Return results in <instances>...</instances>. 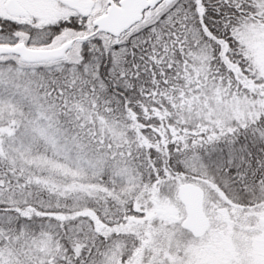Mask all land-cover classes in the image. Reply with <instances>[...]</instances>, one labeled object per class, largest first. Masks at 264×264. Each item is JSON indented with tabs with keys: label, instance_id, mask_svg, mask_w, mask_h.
I'll list each match as a JSON object with an SVG mask.
<instances>
[{
	"label": "snow or ice",
	"instance_id": "obj_1",
	"mask_svg": "<svg viewBox=\"0 0 264 264\" xmlns=\"http://www.w3.org/2000/svg\"><path fill=\"white\" fill-rule=\"evenodd\" d=\"M0 264H264V0H0Z\"/></svg>",
	"mask_w": 264,
	"mask_h": 264
}]
</instances>
